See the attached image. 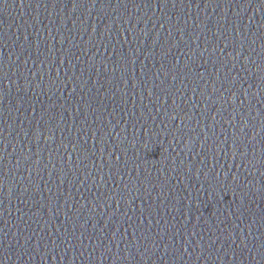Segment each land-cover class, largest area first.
<instances>
[{"label":"water","instance_id":"water-1","mask_svg":"<svg viewBox=\"0 0 264 264\" xmlns=\"http://www.w3.org/2000/svg\"><path fill=\"white\" fill-rule=\"evenodd\" d=\"M0 264H264V0H0Z\"/></svg>","mask_w":264,"mask_h":264},{"label":"snow or ice","instance_id":"snow-or-ice-1","mask_svg":"<svg viewBox=\"0 0 264 264\" xmlns=\"http://www.w3.org/2000/svg\"><path fill=\"white\" fill-rule=\"evenodd\" d=\"M3 179V177H0V180H2Z\"/></svg>","mask_w":264,"mask_h":264}]
</instances>
